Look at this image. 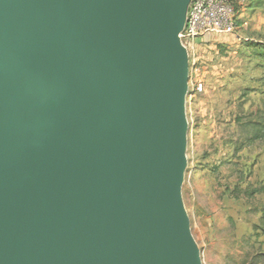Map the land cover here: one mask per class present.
Returning a JSON list of instances; mask_svg holds the SVG:
<instances>
[{
    "label": "water",
    "instance_id": "95a60500",
    "mask_svg": "<svg viewBox=\"0 0 264 264\" xmlns=\"http://www.w3.org/2000/svg\"><path fill=\"white\" fill-rule=\"evenodd\" d=\"M190 2L0 0V264H203Z\"/></svg>",
    "mask_w": 264,
    "mask_h": 264
},
{
    "label": "rangeland",
    "instance_id": "374dc122",
    "mask_svg": "<svg viewBox=\"0 0 264 264\" xmlns=\"http://www.w3.org/2000/svg\"><path fill=\"white\" fill-rule=\"evenodd\" d=\"M235 8L236 31L196 44L190 65L182 191L203 264H264V0Z\"/></svg>",
    "mask_w": 264,
    "mask_h": 264
},
{
    "label": "built area",
    "instance_id": "2783aa9c",
    "mask_svg": "<svg viewBox=\"0 0 264 264\" xmlns=\"http://www.w3.org/2000/svg\"><path fill=\"white\" fill-rule=\"evenodd\" d=\"M237 28L235 0H191L184 30L181 33L183 45L193 64L196 44L205 42L213 33H234ZM191 82V73H190ZM196 90L204 88L203 82L196 80Z\"/></svg>",
    "mask_w": 264,
    "mask_h": 264
}]
</instances>
